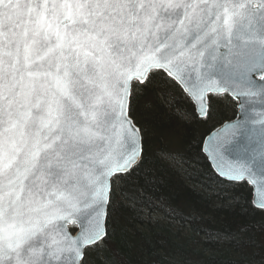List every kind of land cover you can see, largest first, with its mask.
Segmentation results:
<instances>
[{
	"label": "snow or ice",
	"instance_id": "1",
	"mask_svg": "<svg viewBox=\"0 0 264 264\" xmlns=\"http://www.w3.org/2000/svg\"><path fill=\"white\" fill-rule=\"evenodd\" d=\"M150 96L210 125L238 222L207 241L264 264V0H0V264H124L119 216L152 208Z\"/></svg>",
	"mask_w": 264,
	"mask_h": 264
},
{
	"label": "trees",
	"instance_id": "2",
	"mask_svg": "<svg viewBox=\"0 0 264 264\" xmlns=\"http://www.w3.org/2000/svg\"><path fill=\"white\" fill-rule=\"evenodd\" d=\"M156 111L151 117L154 128L148 141V157L154 183L140 187L151 197L152 208L136 215L124 208L119 216L120 231L116 247L124 264H256L250 249L238 251L231 244L209 243L202 230L234 229L236 213L209 187L215 175L211 162L200 153L199 141L210 125L185 124L177 120L155 97H148ZM142 103H144L142 101ZM237 114V103L217 105L213 122ZM218 125V124H217ZM178 154L177 165L165 154ZM174 210V215L169 211Z\"/></svg>",
	"mask_w": 264,
	"mask_h": 264
},
{
	"label": "water",
	"instance_id": "3",
	"mask_svg": "<svg viewBox=\"0 0 264 264\" xmlns=\"http://www.w3.org/2000/svg\"><path fill=\"white\" fill-rule=\"evenodd\" d=\"M237 115H238V112H237V114H236L233 118H230V119H235ZM227 120H229V119H227ZM227 120H225V121H227ZM217 127H219V124L217 125ZM209 161H210V160H209ZM210 162H211V164L214 163L213 161H210Z\"/></svg>",
	"mask_w": 264,
	"mask_h": 264
}]
</instances>
